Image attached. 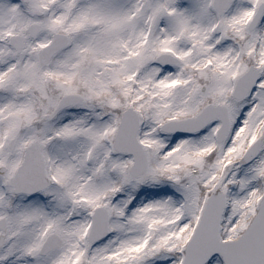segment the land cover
<instances>
[{
    "label": "snow or ice",
    "instance_id": "6c2138e0",
    "mask_svg": "<svg viewBox=\"0 0 264 264\" xmlns=\"http://www.w3.org/2000/svg\"><path fill=\"white\" fill-rule=\"evenodd\" d=\"M0 264H264V0H0Z\"/></svg>",
    "mask_w": 264,
    "mask_h": 264
}]
</instances>
